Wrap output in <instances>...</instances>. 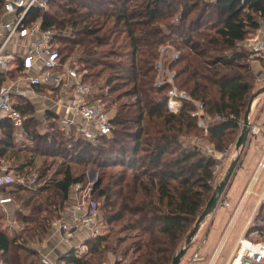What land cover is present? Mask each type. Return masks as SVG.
Returning <instances> with one entry per match:
<instances>
[{
	"label": "trees",
	"instance_id": "1",
	"mask_svg": "<svg viewBox=\"0 0 264 264\" xmlns=\"http://www.w3.org/2000/svg\"><path fill=\"white\" fill-rule=\"evenodd\" d=\"M25 18V23L40 18L42 27L54 31L60 62L75 56L83 80L98 87L92 99L113 111V131L110 138L85 142L60 132L49 110L41 131L33 106L24 99L15 105L24 117L17 132L32 147L16 141L11 122L0 121V159L26 176L42 158L36 189L23 202L28 211L17 214L22 229L9 236L0 226L2 263L38 264L28 242L45 238L71 186L84 181L71 166L93 165L100 174L92 195L102 200L106 227L127 215V228L144 239L137 242L130 264H171L211 197L208 181L217 163L183 141L201 133L221 151L223 140L238 129L256 79L250 53L238 43L264 20V0H50L46 9L32 7ZM160 46L177 52L173 60L164 56V67L191 98L176 113L167 110L168 84L156 86ZM5 77L0 73V85ZM193 100L209 116L222 117L205 135L192 116ZM47 159H59L53 173L54 163L47 165ZM11 186L14 195L24 190ZM107 232L87 240L85 256L70 251L59 264H103ZM112 249L117 254L118 247Z\"/></svg>",
	"mask_w": 264,
	"mask_h": 264
},
{
	"label": "built area",
	"instance_id": "2",
	"mask_svg": "<svg viewBox=\"0 0 264 264\" xmlns=\"http://www.w3.org/2000/svg\"><path fill=\"white\" fill-rule=\"evenodd\" d=\"M49 1L1 0L0 73L6 74L14 66H17L21 70L20 80H26L33 87L43 84L44 79L48 77V73L62 63L57 57L54 31L49 27H42L39 21L25 23V17L32 7L46 9ZM18 40L27 42L25 52L21 56L14 54L8 47L11 42ZM246 47L251 54L256 55L264 62V37L250 40ZM168 50L172 51V48L169 46H160L159 48L160 59L156 63L158 74L156 86L161 87L165 83L168 84L166 91L167 110L176 113L180 110L183 102L191 98L184 90L177 87L174 82L173 71L166 69L165 79L164 77L161 78V72L163 71L162 59ZM177 57V53L172 51V60ZM72 63L74 64V59L71 58L64 64L63 73L53 79L55 87H57L58 97L54 101L52 99V106H61L69 114V118L61 120L62 130L67 132L69 128L74 127L76 129V138L92 144L101 138H110L113 131L110 117L106 114L100 102L92 99L93 88L90 84L83 81L81 73ZM13 85L15 83L0 89V118H6L17 130L21 128L24 117L14 106L12 100L14 94ZM31 94L40 99H48L45 95L37 94L35 91ZM192 116L196 120L197 128L201 129L204 134L207 133L209 125L222 121L220 115L211 117L205 113L204 106L198 101H195ZM75 117L79 118L80 123L75 122ZM238 126L242 127V122H239ZM260 134V127L250 122L248 139L256 138ZM195 147L198 151L212 157L217 162L212 176L216 175V170L220 167L219 163L226 160L230 153V148L217 151L214 148L203 147L199 142L195 143ZM263 168L264 152L262 160L258 164V170L260 171ZM35 174L25 179L27 186H35L37 178ZM16 181L24 182L23 179H15L7 164L3 163L0 165V189L10 186ZM208 184L211 185L212 181H208ZM71 189L69 193L72 194L75 201L72 208L70 207L73 210L72 221L70 223H63L61 220L53 221L51 224L52 228L62 232L68 239L80 229L85 230L89 238H97L100 236V228L97 222L96 205L89 202L86 206L82 195L86 190L83 189L81 184L76 183L72 185ZM259 203L264 207V195L259 199ZM218 205L225 208L228 207V203L222 201V199ZM250 228L253 231L238 240L234 254L228 264H264V221H256ZM200 261H202V256L198 249L188 259L187 264H197ZM42 262L43 264H48L45 260H42Z\"/></svg>",
	"mask_w": 264,
	"mask_h": 264
},
{
	"label": "crops",
	"instance_id": "3",
	"mask_svg": "<svg viewBox=\"0 0 264 264\" xmlns=\"http://www.w3.org/2000/svg\"><path fill=\"white\" fill-rule=\"evenodd\" d=\"M208 2H214L215 0H206ZM0 8H1V2H0ZM12 17V16H10ZM34 21H39L41 24V19L37 18ZM31 21V22H34ZM264 37V20L261 21L260 25L251 30L247 36L238 43V47L243 48L244 50L250 51L247 49L246 44L255 38H263ZM55 43V42H54ZM27 42L25 40H18L11 42L8 47L9 49L18 55H23L26 49ZM56 46V44H55ZM57 47V46H56ZM55 47V48H56ZM250 67L255 74V76L259 75V78L261 80H264V62L259 59L256 55H253L250 53ZM66 62H62L57 66L55 69L51 70L48 73V77L44 79L43 84H41L38 87L30 86L26 80H20L21 76V70L19 67L14 66V68L11 69L10 72L6 73V77L3 80L2 84L0 85V89L2 87H9L12 83H15V85L12 86V90L14 91V94L12 96V100L14 103V106L20 102L21 100H27L31 103V105L34 108V112L32 116H35L37 120L40 123V130L42 131L44 127H46V120H45V111L49 110L54 113L55 118L54 122L55 125H57V128L60 132L64 133L65 135H70V133H73L75 135L76 129L74 127L69 128V130L63 131L61 126V120L63 118H69L68 112L62 108L61 106H52V95L56 96V99L58 97V91L57 87H55L53 79L57 77L58 75H61L63 73V67ZM262 68V70H260ZM37 92V94H43L48 99H40L37 96H32V92ZM54 101V100H53ZM257 100L256 98L253 100L250 114H249V122L257 124L261 129V134L257 136L256 138H249L247 139L246 145L244 147V150L241 154L240 164L238 165L236 171L241 174V182L239 183V187L236 186L234 188L235 191L240 190L241 192L244 190L246 194L251 193V191L254 188L253 181H256V177H260V180L262 178V175L264 174V168L260 171L258 170V164L262 160L263 152H264V105H262V108L257 107ZM257 109V111H256ZM3 120V118H0V121ZM76 123H80L79 118H74ZM242 122V121H241ZM20 129V128H19ZM18 130V129H17ZM16 130V141L23 145L24 147H32L31 142L24 140V137L19 135ZM215 149V148H214ZM236 152V151H235ZM231 157V150L229 153V156ZM227 159V158H226ZM0 161H4L0 159ZM229 161V160H228ZM15 172V171H14ZM236 174V173H234ZM255 176L254 180L251 177ZM17 178L23 179L24 182H15V184L20 185L24 188V190H31L34 188L36 189V186H27L25 184V179L28 178V176H25L23 174H16ZM15 176V177H16ZM231 183V182H230ZM230 185V184H229ZM229 187V186H228ZM11 187H6L5 190H9ZM22 190V191H24ZM264 193V186L259 191V194ZM74 199L72 197V194L69 193L68 200H66L59 208L63 209L61 214V221L63 223H70L73 218V210H71ZM260 205L259 201H257V205ZM231 205V204H230ZM224 207L219 209L215 216L212 219V222L210 224V228H207V231H205V237L202 245L199 246V252L202 256V261H200L198 264H204L205 262L207 264H216L219 257H221V254L224 252V249L229 242L230 238L232 237V233L234 232V229L236 228L238 222L240 221L242 217V211L245 208L246 202L243 197L240 206H238L237 210L230 207ZM256 205V206H257ZM256 206L251 208V212L249 215H246L243 217V221L240 223L238 227V233L233 238L234 243L231 246L229 253L224 261V264H228L231 257L234 254L236 245L238 240L244 236L245 234L248 235L252 230L250 226L260 219L258 218V214L256 211ZM71 207V208H70ZM14 208H17L14 206V203L11 202V199L7 201L3 195H1L0 192V209L3 214L6 215V220L8 221V235L15 232V227L12 226V224H16V220H13V214H14ZM70 208V209H69ZM69 209V210H68ZM26 214V213H22ZM59 216L60 213L58 212ZM255 220V221H254ZM264 221V219H262ZM51 225V223H50ZM89 239V235L85 230H77L76 233L71 238H66L64 234L56 229H50L48 231V234L45 236V238L38 243H32L28 242V247L32 250H34L38 254V264H43L42 260H45L48 262V264H59V259L67 254L70 251H74V254L76 257H82L86 255V248H87V240ZM197 251V250H196ZM195 252V251H194ZM81 253V254H80ZM1 255L2 251L0 250V264H3L1 261Z\"/></svg>",
	"mask_w": 264,
	"mask_h": 264
},
{
	"label": "rangeland",
	"instance_id": "4",
	"mask_svg": "<svg viewBox=\"0 0 264 264\" xmlns=\"http://www.w3.org/2000/svg\"><path fill=\"white\" fill-rule=\"evenodd\" d=\"M199 8L200 7L197 6L194 13L197 12V10H199ZM172 51L176 52L173 48H172ZM172 51L168 50V52L165 54V56L167 55V56L171 57ZM74 57L75 56H71L65 62H68L71 58L74 59ZM164 59H165V57L162 59L163 71L161 72L162 73L161 78H163L165 76V72H166V68L164 67V61H165ZM73 66L77 67L75 65V63L73 64ZM167 70H170V69L167 68ZM260 70H262V68ZM81 76H83L82 73H81ZM255 78H256L255 79V87L253 88L252 93L264 85V80H261L259 78V75L255 76ZM82 79H83V77H82ZM84 82L90 84L94 90V93L96 94L98 87L94 84L89 83V82H86V81H84ZM181 90H183V89H181ZM51 97H52L51 99H53V100H55V98H56L55 95H52ZM125 100H126V98H125ZM256 100H257V104H258L257 107L262 108L261 106L264 105V93H261L260 95H258L256 97ZM190 101H191V99H190ZM192 102H193L194 108H195V100ZM100 105H102L106 114L110 117V120H111L113 111L109 112L108 110H106L105 105L102 104L101 101H100ZM256 111H257V109H256ZM240 130H241V127L238 126V129L235 132H233L231 134V136L228 137V139L225 138L223 140L224 144H223L221 151H223L227 148H230L231 157H227L226 160H224L222 163H219L220 167H219V169L216 170V175H214L213 179L211 180L212 181V184H211L212 192H213L215 186L218 185V183L223 179L231 160L237 155V153L235 152L234 145H235L237 138L240 135ZM201 136H202L201 133H198L197 137L190 136L191 137L190 139H185L183 142H184V144H186V146H192V147L195 146L196 142H199L203 147H207V148H214L215 146H217L216 144H214V142L210 143L209 141H207V138H202ZM230 138H231V140L228 141ZM31 146H32V144H31ZM27 155H28L27 157L30 156L29 153ZM39 159L36 161L35 170L33 172L31 171L32 172L31 174L26 175V176H28V178L31 177L35 173H36L35 174L36 177H38L39 174H41V171H40L41 167L40 166H42V158H39ZM51 162L54 163L50 168L51 173H53L57 169V167L59 166V159H54V160L47 159L46 164L49 165ZM3 163L7 164L10 167V172L14 177L16 176V174H18L17 172H14L16 165H14L11 161H6V160H4L3 162L0 161V165H2ZM71 171L75 177H79L81 174H84V177H83L84 181L79 183L83 186V189L86 190V192L82 194L84 196L83 201L85 202L86 206L88 205L89 202H91L93 204H97V206H96L97 222H98V226L100 228V236L106 232V229H108V231H109V232H107L106 235H109L110 239H109V241H107V244H103V245H106L107 247H106V250L104 251L103 255H101L102 258L100 261L103 262V264H115L116 261H119V264H130V262L133 261L134 257L137 256V254L134 253L136 245L138 244L137 242L138 241L141 242L144 239L142 237L138 236V234H136V232H133L131 228H127V226L130 223L127 220L128 219L127 215L124 217V220H122L120 222H116V223L112 224L111 226L106 227V225L104 223V208H103V206H101L102 200L99 199L97 201L94 199V196L92 195L93 186L96 183V181L99 177V174H100V171L98 169H96L93 165L92 166L89 165L87 167L86 166L82 167V166L73 165V166H71ZM235 173L236 174H234L229 187L226 189V191H225L224 195L221 197V199H222V201L227 202L229 205L231 204L230 207L233 208V211H234V209L237 210L238 206H240L241 201L244 197L246 205H245L244 210L242 211V217L237 224V226L239 227L240 223L243 221L242 220L243 217H245L246 215H249V213L251 212V208L256 206L257 201H259V199L264 195V193L259 194V191L264 186V174L262 175L261 180H260V177H256V181H253V185H254L253 190L251 191V193L246 194V192L244 191L245 189L242 192L240 190H238V191L234 190V188H236V186L239 187V183L241 182V179H242L240 171L239 172L235 171ZM252 178L254 180L255 176L253 175V177H251V182H252ZM15 179H17V176L15 177ZM74 184H76V183H74ZM15 190L16 189H14V188H10L9 190H6L5 192L1 193V195H3V197H5V199H7V201L11 199V202L14 203L15 207H17V208H14L15 211L13 214V220H16V224L15 225L12 224V226L15 227L16 230H15V232H13L11 234L12 236L15 235L16 232H18L22 229L23 225L19 224V218H18L17 214L27 213L26 211H28V210H25L23 208V202H24L25 198L29 195V192L34 191L35 188H34V190L33 189H31V190L26 189L24 191H19V192H17L16 195H14L13 191H15ZM10 191H12V193ZM71 191H72V189H71ZM212 192L209 194V196H211ZM8 193H11V195H9ZM96 202H98V203H96ZM60 207H62V206H60ZM256 207H257L256 211H257L258 217L264 219V208L259 204ZM221 208H224V207L218 205L216 210L209 217L205 218L204 221L201 223L200 228H199L196 236L192 239V242L189 246V249L186 252V254L184 255V257L182 258L180 264H187L188 259L192 256L194 251L198 250L199 246L202 245V243L204 241V237L206 235L205 231H207V228H210V224L212 222L213 217L215 216L217 211H219V209H221ZM63 209L64 208L59 210V213H60L59 217L52 218L51 224L53 221H59L61 219L60 217H61ZM106 211H108V210L106 209ZM112 213H115V212H112ZM57 214H58V212H57ZM54 216H56V215H53V217ZM6 218H7L6 215L3 214L1 212V209H0V226L2 229H4V231H6L8 233V230H5L9 227L8 221L6 220ZM259 218H256V220ZM126 224H128V225H126ZM237 226L234 229V232L232 233V237L230 238L229 242L227 243V245L224 249V252L221 254V257H219L216 264H224V261L228 255V253H229V250L234 243L233 238L238 233L239 229ZM192 227H194V226L192 225L191 228ZM191 228H189V230ZM50 229H53V228H52V225L49 224V230ZM11 235L9 234V236H11ZM115 247L116 248L118 247L117 254H113V252H112V250H113L112 248H115ZM88 251H89V247L87 246L86 254ZM204 264H207V263L205 262Z\"/></svg>",
	"mask_w": 264,
	"mask_h": 264
},
{
	"label": "water",
	"instance_id": "5",
	"mask_svg": "<svg viewBox=\"0 0 264 264\" xmlns=\"http://www.w3.org/2000/svg\"><path fill=\"white\" fill-rule=\"evenodd\" d=\"M261 93H264V85L258 88L251 95L247 108L243 114L240 135L237 138L235 145H234L237 155L231 160L223 179L218 183V185L215 186L210 199L208 200L200 216L197 218L194 224V227L191 229V231L186 236V240L184 242L183 247L174 256V258L171 261V264H180L182 258L184 257V255L189 249L192 239L196 236L201 223L204 221L205 218L209 217L218 207L221 197L224 195L226 189L228 188L234 176V173L238 165L240 164L241 154L246 145L248 134H249V129H250L249 114H250L251 106H252L253 100Z\"/></svg>",
	"mask_w": 264,
	"mask_h": 264
}]
</instances>
